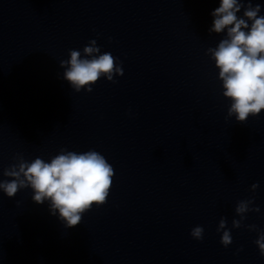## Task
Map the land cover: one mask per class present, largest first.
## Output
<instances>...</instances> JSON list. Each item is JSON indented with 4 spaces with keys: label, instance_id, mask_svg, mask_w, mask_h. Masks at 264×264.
Listing matches in <instances>:
<instances>
[{
    "label": "clouds",
    "instance_id": "clouds-1",
    "mask_svg": "<svg viewBox=\"0 0 264 264\" xmlns=\"http://www.w3.org/2000/svg\"><path fill=\"white\" fill-rule=\"evenodd\" d=\"M242 9L243 16H238ZM260 12L261 5L253 6L251 0L246 5L245 0H220L219 7L211 13L214 19L209 32L226 35L215 48H208L207 54L218 69L222 95L231 102L226 119L235 117L242 124L264 110V15ZM82 52L83 55L80 50H69L70 58L60 61L63 79L76 92H91L101 77L115 83L114 76L124 74L117 58L109 52L101 53L96 40H90ZM15 160L3 171L9 179L0 180V190L13 198L19 190L30 188L32 201L39 205L48 202L50 213L58 214L67 228L78 226L93 206L107 202L115 173L107 159L95 150L78 153L61 149L48 161L37 157L30 162L18 154ZM258 186L253 184L251 190L255 192ZM253 203V199L237 203L235 212L240 219L232 221L233 228L242 226L246 213L260 211L259 207H251ZM247 227L257 230L256 225ZM221 230L220 242L227 248L232 236L226 230L225 218L219 222L217 231ZM203 233V227L196 226L190 235L202 240ZM255 244L264 257V230L259 231Z\"/></svg>",
    "mask_w": 264,
    "mask_h": 264
}]
</instances>
